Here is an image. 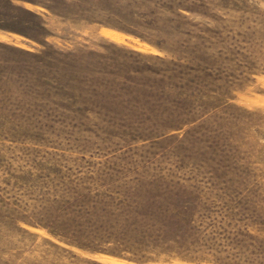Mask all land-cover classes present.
Returning a JSON list of instances; mask_svg holds the SVG:
<instances>
[{
  "label": "rangeland",
  "instance_id": "374dc122",
  "mask_svg": "<svg viewBox=\"0 0 264 264\" xmlns=\"http://www.w3.org/2000/svg\"><path fill=\"white\" fill-rule=\"evenodd\" d=\"M0 264H264V0H0Z\"/></svg>",
  "mask_w": 264,
  "mask_h": 264
}]
</instances>
